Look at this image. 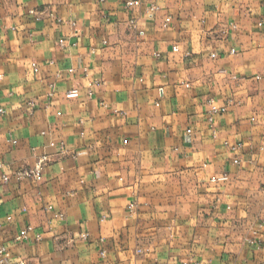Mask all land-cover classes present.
Segmentation results:
<instances>
[{
    "label": "crops",
    "instance_id": "0c3cea01",
    "mask_svg": "<svg viewBox=\"0 0 264 264\" xmlns=\"http://www.w3.org/2000/svg\"><path fill=\"white\" fill-rule=\"evenodd\" d=\"M131 1L0 0V246L11 264H264V0Z\"/></svg>",
    "mask_w": 264,
    "mask_h": 264
},
{
    "label": "built area",
    "instance_id": "2783aa9c",
    "mask_svg": "<svg viewBox=\"0 0 264 264\" xmlns=\"http://www.w3.org/2000/svg\"><path fill=\"white\" fill-rule=\"evenodd\" d=\"M130 5H140L141 4V1L139 0H135V1H131L129 3ZM148 9L150 11H153L156 9V7L154 5H150L148 7ZM30 12L32 14H35L36 11L35 10H30ZM170 18H167L164 25L166 26L168 24V22H170ZM60 43L63 44L64 43V40L63 39H60ZM213 57H215V54H212ZM73 69H71L72 71ZM264 77V71L263 73H259L256 75V79H262ZM187 87H189V84H186ZM68 97H77L79 96V91L78 90H73L71 92H69L67 94ZM228 110V106L227 105H223V106H220L218 105L215 101L211 100L210 102V109L208 111V121L210 122H213L216 117L221 114V113H224V112H227ZM4 112V109L0 108V113H3ZM188 132H190V129H188ZM16 143V141H14ZM47 161V157H43L40 161H38V163L34 166V167H24V168H21L19 170H17L13 177L16 178V180L18 181H23L25 179H33V180H38L40 179L41 175H42V168L45 164V162ZM236 162H239V160H237ZM0 165H2V163L0 162ZM11 175L9 174H3L2 175V180H3V183L6 184L8 183L10 180H11ZM214 181H226L228 180V176H224V177H220L218 179H213ZM51 208V207H49ZM63 215L61 213L59 214H56V217L59 218V217H62ZM33 230V227L32 226H28L26 227L25 229H23L20 233V235L17 237V240L18 241H22V240H27L28 237H29V233H31ZM83 237H87V234H83ZM37 238L40 239V235H37ZM102 254H105V252H102ZM11 252L10 250L8 249L7 246L5 245H2L0 246V264H11ZM20 264H28L25 260H21L19 262Z\"/></svg>",
    "mask_w": 264,
    "mask_h": 264
}]
</instances>
